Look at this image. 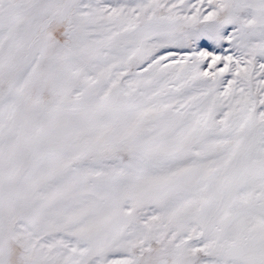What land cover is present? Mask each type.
<instances>
[{"label": "snow or ice", "instance_id": "1", "mask_svg": "<svg viewBox=\"0 0 264 264\" xmlns=\"http://www.w3.org/2000/svg\"><path fill=\"white\" fill-rule=\"evenodd\" d=\"M0 264H264V0H0Z\"/></svg>", "mask_w": 264, "mask_h": 264}]
</instances>
